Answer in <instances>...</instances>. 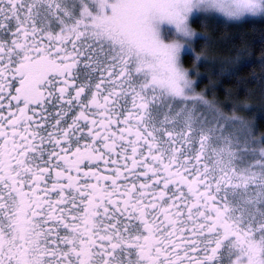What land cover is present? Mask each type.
Instances as JSON below:
<instances>
[{
    "label": "snow or ice",
    "instance_id": "snow-or-ice-1",
    "mask_svg": "<svg viewBox=\"0 0 264 264\" xmlns=\"http://www.w3.org/2000/svg\"><path fill=\"white\" fill-rule=\"evenodd\" d=\"M251 18L264 0H0V264H264V131L184 66Z\"/></svg>",
    "mask_w": 264,
    "mask_h": 264
},
{
    "label": "trees",
    "instance_id": "trees-1",
    "mask_svg": "<svg viewBox=\"0 0 264 264\" xmlns=\"http://www.w3.org/2000/svg\"><path fill=\"white\" fill-rule=\"evenodd\" d=\"M194 26L199 28L197 30L200 32L205 30L201 29L197 23ZM206 30L215 42V51L212 56H217L220 61L216 66L208 64L207 70L197 61L194 69L197 73L199 72L197 75L199 78L196 81L197 90H203L208 97L219 100L224 108L232 105L237 98L246 100L249 107L242 111L243 115L252 118L257 133L264 131V89L260 87L257 80L264 75L257 59L261 51L260 37L264 35V18L228 22L227 25L209 22ZM241 40L247 44V52L240 49ZM203 47L202 41L195 42L196 52H201ZM238 51L241 56L250 53L255 61L253 65L245 64L240 70L239 83L237 77L230 78L225 75L229 66L239 63ZM222 65L223 68H221ZM184 66L192 69V59L184 60Z\"/></svg>",
    "mask_w": 264,
    "mask_h": 264
},
{
    "label": "rangeland",
    "instance_id": "rangeland-1",
    "mask_svg": "<svg viewBox=\"0 0 264 264\" xmlns=\"http://www.w3.org/2000/svg\"><path fill=\"white\" fill-rule=\"evenodd\" d=\"M195 23H197L198 25H199V27L201 28V25H200V23L199 22H195ZM195 23H193L192 24V27L197 31V32H200V31H198L197 29H199V28H197V27H195L194 26V24ZM201 29H203V28H201ZM195 42H196V40H195V38H193V47H194V45H195ZM203 49V51H207V49H205L204 47L202 48ZM214 53H212V55H213ZM182 59H183V56H182ZM219 59L217 58V56H212V59L210 60V62H209V65H215L216 66V64H218L219 63ZM190 73H191V75L194 77V79L197 81L198 80V78L199 77H197V75H199V74H197V72L192 68V69H190ZM194 73V74H193ZM196 75V76H195ZM197 91H199V90H197ZM206 98L208 99V100H210V101H214L215 102V104H216V107L217 108H219L225 115H227V116H230V115H232V111H231V106L232 105H230L229 107H227V108H224L223 107V105L221 104V102H219V100H215L214 98H212V97H208L207 95H206ZM226 104H228V102L226 103ZM237 114L238 115H243V112H237ZM244 116V115H243ZM246 117V116H245ZM253 125H255L254 124V121L252 120V118H249L248 116L246 117ZM258 134V133H257Z\"/></svg>",
    "mask_w": 264,
    "mask_h": 264
}]
</instances>
